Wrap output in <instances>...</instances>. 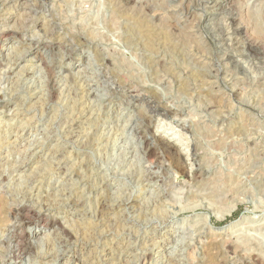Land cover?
<instances>
[{
  "label": "rangeland",
  "instance_id": "374dc122",
  "mask_svg": "<svg viewBox=\"0 0 264 264\" xmlns=\"http://www.w3.org/2000/svg\"><path fill=\"white\" fill-rule=\"evenodd\" d=\"M263 53L264 0H0V264H264Z\"/></svg>",
  "mask_w": 264,
  "mask_h": 264
},
{
  "label": "bare ground",
  "instance_id": "6f19581e",
  "mask_svg": "<svg viewBox=\"0 0 264 264\" xmlns=\"http://www.w3.org/2000/svg\"><path fill=\"white\" fill-rule=\"evenodd\" d=\"M124 3V2H123ZM182 4V3H181ZM121 5V4H120ZM9 11V10H8ZM23 12V11H22ZM26 13H27V11H26ZM30 15V14H29ZM30 17V16H29ZM32 17V16H31ZM24 19H26V18H24ZM28 19H30V18H28ZM28 21V20H27ZM143 22V21H142ZM15 23V22H14ZM20 24V23H19ZM7 26V25H6ZM24 26V25H23ZM44 26H45V24H44ZM245 26V25H244ZM20 28V27H19ZM144 28V27H143ZM148 28V27H147ZM21 29V28H20ZM53 29V28H52ZM56 30V29H55ZM49 32V31H48ZM51 32V31H50ZM54 33V32H53ZM156 34V33H155ZM163 34V33H162ZM245 34V33H244ZM42 36V35H41ZM239 37V36H238ZM253 41V40H252ZM60 42V41H59ZM250 43V42H249ZM250 46L251 47H254V48H258L260 45H258L257 43H251L250 44ZM18 50H20V49H18ZM23 50V49H22ZM21 50V51H22ZM48 50V49H47ZM26 54V53H25ZM264 54V53H263ZM24 55V54H23ZM19 58V57H18ZM105 60V59H104ZM23 74V73H22ZM52 77V76H51ZM51 80V79H50ZM83 81V80H82ZM54 82H55V79H54ZM86 83V82H85ZM52 85V84H51ZM53 85H54V83H53ZM85 85V84H84ZM53 90V89H52ZM87 91V90H86ZM164 148L165 149H168L167 148V146L165 147L164 146ZM156 151V150H155ZM166 152V151H165ZM29 161V160H28ZM130 213V212H129ZM25 217V216H24ZM26 220V219H25ZM27 222V221H26ZM65 230V232L68 234V235H70L71 233H69V232H67L68 230H66V229H64ZM65 234V233H64ZM23 235H17L16 237L17 238H20V237H22ZM25 238V237H24ZM23 243H24V240L23 241H18V243H16V245L13 247V248H10L9 249V253H10V263H12V261H15V260H20L19 261V264H21L22 263V260H23V257H24V255L26 256V255H28V256H31L32 255V251H33V249L32 248H28V247H24V245H23ZM1 244V243H0ZM13 244V243H12ZM15 244V243H14ZM59 247V246H58ZM1 248V247H0ZM6 250H7V248H5ZM39 249V248H38ZM4 250V249H3ZM58 250V249H57ZM5 252V251H4ZM0 253H1V251H0ZM3 255V254H2ZM39 257H40V255H39ZM60 257V256H59ZM49 258L50 257H45L44 259H47V260H49ZM257 258V257H256ZM255 258V259H256ZM42 259H43V257H42ZM51 260H54V259H52V257H51ZM2 261V260H1ZM18 263V262H17ZM5 264V263H4Z\"/></svg>",
  "mask_w": 264,
  "mask_h": 264
}]
</instances>
